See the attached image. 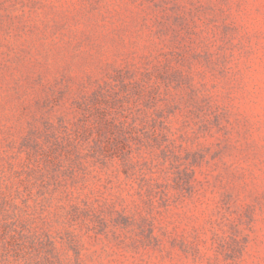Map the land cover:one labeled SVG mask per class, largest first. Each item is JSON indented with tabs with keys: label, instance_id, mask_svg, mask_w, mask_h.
<instances>
[{
	"label": "rangeland",
	"instance_id": "1",
	"mask_svg": "<svg viewBox=\"0 0 264 264\" xmlns=\"http://www.w3.org/2000/svg\"><path fill=\"white\" fill-rule=\"evenodd\" d=\"M0 264H264V0H0Z\"/></svg>",
	"mask_w": 264,
	"mask_h": 264
}]
</instances>
